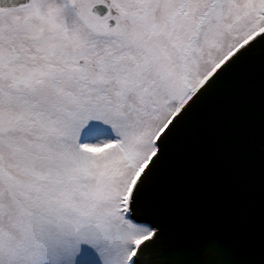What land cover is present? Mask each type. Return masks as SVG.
Instances as JSON below:
<instances>
[{
    "label": "snow or ice",
    "instance_id": "6c2138e0",
    "mask_svg": "<svg viewBox=\"0 0 264 264\" xmlns=\"http://www.w3.org/2000/svg\"><path fill=\"white\" fill-rule=\"evenodd\" d=\"M197 136L246 232L176 240ZM0 264H264V0H0Z\"/></svg>",
    "mask_w": 264,
    "mask_h": 264
},
{
    "label": "water",
    "instance_id": "95a60500",
    "mask_svg": "<svg viewBox=\"0 0 264 264\" xmlns=\"http://www.w3.org/2000/svg\"><path fill=\"white\" fill-rule=\"evenodd\" d=\"M236 150L239 154L244 151L240 146ZM255 193L251 178L238 171L222 149L203 137H194L164 187L165 199L176 220V240L195 242L217 237L219 232H246Z\"/></svg>",
    "mask_w": 264,
    "mask_h": 264
}]
</instances>
